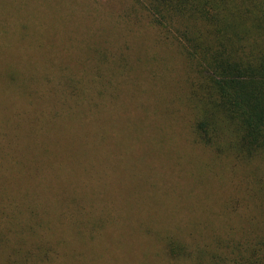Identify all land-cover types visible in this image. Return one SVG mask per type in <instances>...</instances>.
<instances>
[{
    "label": "rangeland",
    "instance_id": "obj_1",
    "mask_svg": "<svg viewBox=\"0 0 264 264\" xmlns=\"http://www.w3.org/2000/svg\"><path fill=\"white\" fill-rule=\"evenodd\" d=\"M142 4L0 0V225L50 222L46 264H189L159 240L232 251L257 218L195 144L192 75Z\"/></svg>",
    "mask_w": 264,
    "mask_h": 264
},
{
    "label": "trees",
    "instance_id": "obj_2",
    "mask_svg": "<svg viewBox=\"0 0 264 264\" xmlns=\"http://www.w3.org/2000/svg\"><path fill=\"white\" fill-rule=\"evenodd\" d=\"M142 3L151 24L178 47L192 75L195 144L223 169L241 171L248 181L247 199L258 204L257 218L246 222L232 251L219 238L190 245L179 235H166L159 240L164 255L172 263L264 264V0ZM30 214L27 227L0 225V264L51 259L56 244L39 236L50 222ZM58 219L60 224L62 216Z\"/></svg>",
    "mask_w": 264,
    "mask_h": 264
}]
</instances>
